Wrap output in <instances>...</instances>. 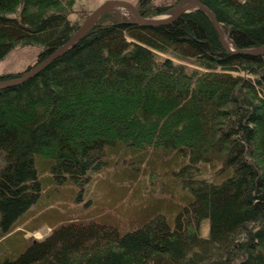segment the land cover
I'll return each instance as SVG.
<instances>
[{
	"label": "trees",
	"instance_id": "trees-1",
	"mask_svg": "<svg viewBox=\"0 0 264 264\" xmlns=\"http://www.w3.org/2000/svg\"><path fill=\"white\" fill-rule=\"evenodd\" d=\"M75 1L0 0V60L65 43L90 13L70 18ZM200 1L238 47L264 46V0ZM73 199L93 206L73 220ZM37 211L50 232L12 238ZM0 241V264H264V54L225 49L200 9L161 25L105 12L0 88Z\"/></svg>",
	"mask_w": 264,
	"mask_h": 264
},
{
	"label": "rangeland",
	"instance_id": "rangeland-1",
	"mask_svg": "<svg viewBox=\"0 0 264 264\" xmlns=\"http://www.w3.org/2000/svg\"><path fill=\"white\" fill-rule=\"evenodd\" d=\"M103 1L105 0H76L72 7L70 18H72L73 20H82L83 16L91 12ZM129 1L137 4L138 0H129ZM158 2L172 3L174 2V0H158ZM174 8L175 7H171L167 12L155 16L158 18L168 17L170 13L173 12ZM113 10L119 11L120 13L130 17V19L134 17V13L126 8L118 7ZM40 51H41V46L38 45L20 46L18 48L11 50L4 58L0 60V74L2 75L11 72L16 73L25 70L28 66L34 64L38 60ZM88 197L89 195L86 197V200L88 199ZM58 200L60 199L53 200V202H51L50 205L58 207L60 205L58 204ZM75 201L76 199H73L70 203L71 205L75 204L77 208V210L73 211L74 213H71L72 216L70 218H73V220L81 218V216H84L83 213L88 212V210L84 208L86 204H89V207L93 206V204L89 203V201H85L83 203L80 202L79 203L80 205H78V203ZM99 202L100 201H98V203ZM65 203L66 201L63 202V205H65ZM96 203L97 201L94 202V204ZM98 203L95 206V210H97V212H99V209H101ZM60 213H61L60 216H62V214L66 215L62 212ZM51 221L53 223L55 222L53 217L52 218L42 217L38 211L31 213L23 220H21L18 226L14 227L10 236H12V238L19 236V238H22L24 244L26 245L28 244V242L32 241L33 239L36 238L41 239L44 236H46L51 230V226H46V225H48L47 223H51ZM206 223H208V219L204 221L203 225H205ZM206 231H207V227L203 228L202 232L205 233ZM12 238H10L8 242L9 245H11V243L13 242ZM1 242L3 241H0V243ZM11 252L12 251H10V249L8 250V252L0 251V259L2 256L10 254Z\"/></svg>",
	"mask_w": 264,
	"mask_h": 264
},
{
	"label": "water",
	"instance_id": "water-1",
	"mask_svg": "<svg viewBox=\"0 0 264 264\" xmlns=\"http://www.w3.org/2000/svg\"><path fill=\"white\" fill-rule=\"evenodd\" d=\"M118 7H123L133 12L134 17L131 18L133 22L139 24H146V25L168 24L173 21H176L181 15H183L188 11H192L194 9H200L204 11L210 18L214 28L216 29L220 37L221 43L225 47V49H227L232 53H243L250 55L264 54V46L254 47V48L238 47L236 43H234L230 39V36L225 33L223 26L217 20L214 11L200 0H184L174 8L173 12H171L173 13V15L166 20H162L156 16L155 17L143 16L139 11L137 4L129 0H105L87 15V17L80 24L78 29L71 35V37L65 43H63L61 46H59L54 51H52L43 60L34 64V66L30 67L23 74H20L12 78L1 79L0 88L19 84L24 80H26L27 78L37 74L40 70H42L44 67L50 64L60 54L65 52L68 48L76 44L83 36H85V34L90 30V28L95 24V22L99 19L101 15H103L107 11L113 10Z\"/></svg>",
	"mask_w": 264,
	"mask_h": 264
},
{
	"label": "bare ground",
	"instance_id": "bare-ground-1",
	"mask_svg": "<svg viewBox=\"0 0 264 264\" xmlns=\"http://www.w3.org/2000/svg\"><path fill=\"white\" fill-rule=\"evenodd\" d=\"M129 12V11H128ZM173 15V13H170V15L168 16V17H165V18H160V19H162V20H166V19H168V18H170L171 16Z\"/></svg>",
	"mask_w": 264,
	"mask_h": 264
}]
</instances>
